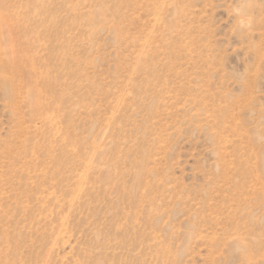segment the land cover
Returning <instances> with one entry per match:
<instances>
[{
    "label": "rangeland",
    "instance_id": "1",
    "mask_svg": "<svg viewBox=\"0 0 264 264\" xmlns=\"http://www.w3.org/2000/svg\"><path fill=\"white\" fill-rule=\"evenodd\" d=\"M7 8L0 264H264V0Z\"/></svg>",
    "mask_w": 264,
    "mask_h": 264
},
{
    "label": "bare ground",
    "instance_id": "2",
    "mask_svg": "<svg viewBox=\"0 0 264 264\" xmlns=\"http://www.w3.org/2000/svg\"><path fill=\"white\" fill-rule=\"evenodd\" d=\"M0 2L2 3L0 5V61H3V60H5V54L3 51L1 37H2V29L7 27V25H8V17H7V13H8L7 2H8V0H0Z\"/></svg>",
    "mask_w": 264,
    "mask_h": 264
}]
</instances>
